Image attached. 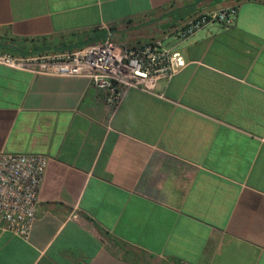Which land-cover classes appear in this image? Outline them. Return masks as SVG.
<instances>
[{"label":"crops","instance_id":"0c3cea01","mask_svg":"<svg viewBox=\"0 0 264 264\" xmlns=\"http://www.w3.org/2000/svg\"><path fill=\"white\" fill-rule=\"evenodd\" d=\"M234 24L187 39L199 13ZM159 40L187 64L112 112L85 78L0 66V153L48 165L0 264H264V0H0V52Z\"/></svg>","mask_w":264,"mask_h":264},{"label":"built area","instance_id":"2783aa9c","mask_svg":"<svg viewBox=\"0 0 264 264\" xmlns=\"http://www.w3.org/2000/svg\"><path fill=\"white\" fill-rule=\"evenodd\" d=\"M235 7L199 13L175 38L187 39L197 31L216 24L230 27ZM183 55L159 40L133 46H118L111 39L81 47L13 55L0 52V66L32 74L63 78H85L115 112L130 89L163 98L156 93L160 80H169L186 66ZM39 154L0 153V232L27 239L35 220L38 195L48 165ZM174 264H189L179 260Z\"/></svg>","mask_w":264,"mask_h":264}]
</instances>
